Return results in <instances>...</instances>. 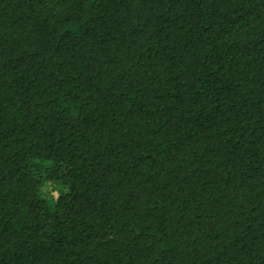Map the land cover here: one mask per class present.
<instances>
[{
    "label": "trees",
    "instance_id": "trees-1",
    "mask_svg": "<svg viewBox=\"0 0 264 264\" xmlns=\"http://www.w3.org/2000/svg\"><path fill=\"white\" fill-rule=\"evenodd\" d=\"M0 264H264V0H0Z\"/></svg>",
    "mask_w": 264,
    "mask_h": 264
}]
</instances>
